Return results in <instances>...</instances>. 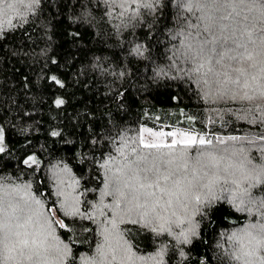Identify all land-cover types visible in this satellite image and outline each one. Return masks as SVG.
Wrapping results in <instances>:
<instances>
[{"label": "trees", "instance_id": "trees-1", "mask_svg": "<svg viewBox=\"0 0 264 264\" xmlns=\"http://www.w3.org/2000/svg\"><path fill=\"white\" fill-rule=\"evenodd\" d=\"M145 2L151 7H144ZM139 4L120 15L116 0H39L0 31V125L5 134L0 178L9 173L21 176V182L30 183L57 212L66 225L57 227L59 239L70 249L66 264H84L95 256L104 243L103 230L112 227L113 208L105 205H113L114 198L98 196L111 173L101 165L116 158L123 131L132 133L134 146L145 128L163 133L178 128L212 141L188 149L192 157L212 152L226 157L222 168L241 161L249 169L264 166V98L253 93L256 98L251 101L239 95L232 99L231 85H225L227 94H222L212 78L206 85L202 74L190 73L193 65L181 55L186 44L209 35L194 26L201 13L195 7L188 11L178 0ZM243 11L247 16L248 9ZM216 32L219 29L212 34L219 37ZM260 59L257 55L254 61ZM225 60L226 56L222 65L214 62L217 71H225ZM254 61L243 65L250 74H256L249 67ZM58 99L64 103L57 105ZM182 150L178 145L176 151ZM57 163H66L78 178L79 214L66 215L57 207L50 176ZM229 172V179L239 182V198L228 190L233 185L222 186L224 191L218 186L217 199L206 214L190 210L191 223H173L170 232L160 230L151 218H117L116 230L135 264H238L229 237L258 219L254 208L252 213L247 209L250 200L264 199V183L238 167ZM245 188L248 194L241 197ZM65 192L72 197L73 190ZM193 226L197 235L184 243L181 231Z\"/></svg>", "mask_w": 264, "mask_h": 264}, {"label": "snow or ice", "instance_id": "snow-or-ice-1", "mask_svg": "<svg viewBox=\"0 0 264 264\" xmlns=\"http://www.w3.org/2000/svg\"><path fill=\"white\" fill-rule=\"evenodd\" d=\"M33 2L38 3L39 0ZM18 3L24 4L25 0H18ZM0 5H3L0 7V15H6L8 9L19 14L15 3L0 0ZM240 5H244L249 11L258 10L260 19L264 20V0H187L182 6L188 11H192L195 7L201 13L197 19L205 22L204 31L209 35L197 44H186L181 55L193 65L189 69L190 73L202 74L206 85L209 84V78H212V83L222 94H227L223 92L224 86L231 85L234 89L232 99L239 95L241 99L251 101L256 98L253 93L264 98V35L259 37L257 45L259 52L249 51L247 44L233 40L235 47L230 51L234 55L230 59L237 60L240 67L232 68L231 72L217 71L214 67V62L216 65H222L229 51L225 49V45L230 38L217 37L211 30L219 26L222 33L227 25L218 22L232 19L233 13ZM144 7H151V4L145 2ZM217 13L221 15L217 16ZM244 19L248 20V17L245 16ZM6 23L11 25L12 20L8 19ZM2 30L3 25L0 24V31ZM261 32H264V28H261ZM245 33L250 43L257 44V41L252 39L251 31L246 28ZM240 48H244L245 51L239 52ZM257 55L261 59L255 62L254 56ZM245 61H254L249 67L256 69V74H250L248 68L243 66ZM52 79L57 84L61 83L56 77ZM63 103V100H56L57 105ZM143 132L151 137L162 138L167 135L173 139L170 143L159 139L146 142L141 135L138 146L131 149L134 159H129V155L118 149L122 159L110 158L101 165L111 173L109 182L105 185L109 191L105 195H112L114 204L105 207L113 208V219L110 221L112 227L103 230L104 243L98 247L97 256L86 258L84 264H135L130 248L116 230L117 218L122 220L123 217L132 214L146 221L151 218L158 222L160 230L170 232L173 223L177 226L186 221L191 223V217L188 215L190 210L193 213L206 214L213 200L217 199L214 192L218 186H221L220 191H224L222 186L233 185L234 188L228 190L234 199L239 198L236 190L240 185L236 179H229L233 175L229 172L230 168L238 167L243 174L255 182L264 183V166L258 168L253 166L249 169L247 164L241 161L238 165L229 163L222 168V162L226 157L212 152H200L192 157L188 149L197 145L203 147L212 144L211 140L203 136L197 137L188 132H153L147 128L143 129ZM52 134L59 135L57 132ZM261 138L264 139V136ZM4 141L5 134L3 129H0V153L5 151ZM250 142L255 143V141ZM220 143L226 142L220 141ZM178 145L183 146L182 151H176ZM141 147L156 151L145 154L139 151ZM261 151L264 152V148ZM29 160L36 163L35 157H29ZM25 163L28 161L26 160ZM113 163L116 164L114 169L111 167ZM247 163L250 164L251 161ZM0 193H2L0 195V264H66L70 249L55 235L52 218L45 215L41 201L36 199L27 187L24 190L16 187L8 191L0 185ZM247 194L248 189L245 188L240 196ZM59 195L64 196L60 204L64 214H79L78 198H70L63 192ZM243 202L240 198V203ZM249 204L247 210L252 213L254 208L256 211L252 214L258 216V219L231 234L229 239L234 245L232 255L238 264H264V199L258 203L250 200ZM49 212L52 216L55 215L52 209H49ZM55 223L61 228L66 227L60 220H56ZM195 235H197L195 226L180 233L184 243H191V237Z\"/></svg>", "mask_w": 264, "mask_h": 264}, {"label": "rangeland", "instance_id": "rangeland-1", "mask_svg": "<svg viewBox=\"0 0 264 264\" xmlns=\"http://www.w3.org/2000/svg\"><path fill=\"white\" fill-rule=\"evenodd\" d=\"M112 2V0H110ZM8 3H15L17 10L20 13L22 12H27L29 11L31 8H33L34 6H36L37 3H34L33 0H25L24 4H20L18 3V0H7ZM143 0H116L117 6H118V10L120 15H125L126 12L129 10V8H131L133 5L138 4V3H142ZM187 2V0H178V3L183 5ZM139 4V5H140ZM25 5H30V6H25ZM0 7H3V5H0ZM243 8H247V7H243ZM243 8L242 10H239L238 7L236 9V12L233 13V18L229 19V20H224V21H219V24H223V25H227V27L224 29V31L221 33L219 26L214 27L211 31L215 32L217 29H219V32H216L217 34H220L219 37L223 36V37H229L230 39L228 40L227 44L225 45V49L229 50L227 55H234L233 52L230 51L231 48H234L235 45L233 44V40H236L240 43H244V41H247V48L249 51H253L255 50L256 52H259V48L257 47L258 45V40H259V36L260 35H264V32H261V28H264V24H261L259 22V17H260V13L259 14H254L252 11H247V17L248 20H245L243 17ZM7 14L6 15H0V24L3 25V28H5V26H7L8 24L6 23V21L8 19L13 20L14 18L18 17L17 15V11H13V10H6ZM237 13H239V15H237ZM241 13V16H240ZM217 16L221 15V13H217ZM197 23L194 24L195 27L201 28L204 31V27H205V22L202 21V23H199V21H196ZM192 26V25H191ZM248 29L249 31L252 32V39L257 41V44H252L249 42L248 36L245 33V29ZM222 34V35H221ZM239 52H244L245 49L244 48H240L238 49ZM227 60H225V71L226 72H231L232 68H236V67H240L241 65L239 64V62L237 60H232L230 59L229 56H227ZM256 56H254L255 58ZM232 75H235V73H232ZM227 98V97H226ZM175 118L174 114L171 115V119ZM157 119H160V116H157ZM174 120V119H173ZM176 120V119H175ZM174 120V122H175ZM0 129H2L1 125H0ZM169 132H188V131H180L178 128H174V129H170L168 131ZM191 133L195 136H197L195 133L193 132H188ZM141 135H143L144 139L146 142H152L154 140H161L162 142H171L173 137L171 136H164L162 138H156V137H151L148 135V133L146 132H142ZM140 135V136H141ZM139 136V137H140ZM127 138L123 139V138ZM133 137L131 132H127V131H123L121 133V136L119 138L120 139V145H117L115 150L117 152V155L115 156V160H120L121 156H120V151L122 150L125 154H129L131 153V149L133 147H137L138 146V140L139 137H137V141L135 143L134 146H132V141H133ZM199 137V136H197ZM136 138V137H134ZM4 147H5V141H4ZM34 157V156H31ZM116 164L113 163L111 165V167L113 168ZM105 169V168H104ZM106 170V169H105ZM107 175V174H106ZM50 176L52 178V184H54V194L57 200V207L58 209L60 208V204L61 202L64 200V196L59 195V193L63 192L66 194V189L67 190H73V192L71 193L72 197L78 196L80 195V184L79 182L76 183V179L78 180L76 174L73 172V170L71 169V167H69L66 163H57V165H54L53 167H51V171H50ZM19 178V179H18ZM57 182V185L56 183ZM0 185H3L8 191H11L13 188L19 187L21 190H24L25 187H27V190H29L33 196H35L36 199L40 200L41 203L44 205L43 211L45 213V215L47 216H51L53 224H52V228L54 230V233L56 236L59 237L58 232H57V227L59 226L58 224L55 223L56 220H60L62 221L58 215L57 212H55V215L52 216L51 213L49 212V206L47 203H45V201L41 198L38 197L35 193V188L32 187L30 185V183H22L21 182V176L16 177L15 174H5L2 178H0ZM109 191V189H107L106 187L103 188V190H100L98 192V196L99 197H103L104 194V198L111 196V195H105V193ZM21 194H23V192H21ZM0 195H2V193H0ZM103 198H100V200ZM54 210V209H53ZM64 212V211H63ZM63 222V221H62ZM60 238V237H59ZM97 256V254L95 255ZM93 256V257H95ZM92 258V257H90Z\"/></svg>", "mask_w": 264, "mask_h": 264}]
</instances>
